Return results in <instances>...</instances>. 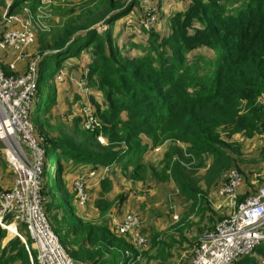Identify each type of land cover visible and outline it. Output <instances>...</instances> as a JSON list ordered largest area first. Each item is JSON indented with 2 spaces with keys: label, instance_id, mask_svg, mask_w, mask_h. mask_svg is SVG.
<instances>
[{
  "label": "trees",
  "instance_id": "16d2710c",
  "mask_svg": "<svg viewBox=\"0 0 264 264\" xmlns=\"http://www.w3.org/2000/svg\"><path fill=\"white\" fill-rule=\"evenodd\" d=\"M126 1L54 6L51 12L55 17L48 24L55 30L40 37L35 31L36 41L30 47L38 38L42 57L37 65L40 102L34 106L31 120L46 154L42 192L50 201L46 198L44 208L67 253L83 264H152L151 252L161 241L163 261L179 255L185 250L184 237H179L183 242L177 240L179 232L173 230L166 241L160 233L151 240L148 225H143L144 217L142 232L150 245L139 262L131 261L126 251L134 256L138 252L129 237L117 233L111 222L102 218L123 213L128 201L139 194L145 196L141 193L146 186L155 187L157 194L159 190L168 193L167 184L175 186L181 197L200 210H211L213 196H208L212 187L204 190L195 179L196 171L209 162L213 171L228 172L234 162L229 140L236 135L247 139L264 136V104L260 101L264 96V0H183L184 9L169 17L161 14L163 4L153 0L156 6L152 26L143 29L146 42L136 43L132 36L124 42L128 47H121L117 44L119 35L113 31L116 23L140 4L139 0L123 4ZM38 2L14 0L9 14L23 5H29L35 14ZM3 6L5 0H0V8ZM160 18L167 21L164 30L153 29ZM98 25H107V30L99 34L95 28ZM18 27L1 28L0 36L4 30ZM83 51L89 52L92 59L90 80L105 99L96 111L104 132L82 134L84 146L71 145L64 138L42 137L50 125L44 116L56 100L49 80L54 79V72L64 61L79 58ZM4 53L15 58L12 50ZM1 57L0 67L9 76L6 65L11 60L5 63ZM44 97L51 100L37 116L35 109ZM99 133L105 136L106 146L98 144ZM158 147L162 148L160 161L148 160L147 154ZM52 153L56 169L51 173ZM62 161L73 168L82 167L86 176L111 167L105 179L89 190V205L91 202L93 208V212H87L90 221L77 210L76 195L66 180L71 172L68 174ZM120 184L124 190H120ZM148 195L147 202L143 200L135 210L147 209ZM54 208L66 216L55 220L53 226L48 212ZM5 220L11 222L13 217L8 215ZM3 234L0 227V241ZM9 246L0 254V264H38L36 258L33 263L29 259L28 239L24 243L17 237ZM172 246L179 249L175 252ZM254 253L264 256V242ZM252 254L235 264H258Z\"/></svg>",
  "mask_w": 264,
  "mask_h": 264
},
{
  "label": "rangeland",
  "instance_id": "374dc122",
  "mask_svg": "<svg viewBox=\"0 0 264 264\" xmlns=\"http://www.w3.org/2000/svg\"><path fill=\"white\" fill-rule=\"evenodd\" d=\"M57 1V3H56ZM54 5L48 9V16L44 17L43 24L38 22L33 23V27L35 31H39L38 37L40 34L46 33L50 30H55L52 25L48 24V21L52 20L55 15L52 14L51 10L54 6H67L69 7V2H78V6L86 4L88 2H92L93 4H99L101 0H56ZM84 1H86L84 3ZM140 4L127 16L122 17L116 23V27L114 28V33L119 35V40L117 44L121 47H128L125 46L124 42L128 38H133V41L136 43H145V37L143 29H150L151 28V17H152V10L155 8V3L157 4L158 0H148L146 3H143L142 0H139ZM35 4H37V0H32ZM163 4V8L161 10V14L163 13L167 17L172 16L178 10L182 11L184 9L183 0H159ZM130 0H127L123 4H129ZM14 4V0H5V5L0 8V29L6 26H18L22 20H25L27 17L28 12L32 13L31 8L29 5H23L14 11V14L10 13L9 11ZM40 5V1L38 2ZM38 5V6H39ZM76 6V7H78ZM33 14V13H32ZM167 24L166 20H159V23L153 28L156 30H164ZM107 25H98L95 28L97 29L98 33L101 34L104 30H107ZM19 28V27H18ZM132 41V40H131ZM205 50H203L204 52ZM125 53H127L125 49ZM29 57L24 60L19 66H16L15 70H12L9 66L6 65L7 70L9 72V76L18 77L22 74H25L30 64L35 61L36 59L41 60V54L39 51V42L37 38V43L30 49V53L28 52ZM131 55V54H129ZM2 56V57H1ZM136 56V55H132ZM0 57L4 59V62H7V59L11 61L14 60V57L9 55L8 53L0 52ZM33 58V59H32ZM92 59L90 58V53L83 51L79 58H72L70 60L64 61L62 66L59 68V71L54 72V79L53 77L49 80V86L55 89L56 92V100L52 107L50 108L49 112L44 116L46 119L47 125L49 127H45V132L42 137L49 135L52 138H64L68 143L71 145H82L84 146V140L82 138V134L92 133L94 132L88 131L84 128L87 127V120L90 116L94 115L98 117L96 111L97 108L101 106V103L104 102V96L98 90L95 84H93L90 80L91 76V64ZM3 64V61H1ZM38 65V63H37ZM204 66V65H202ZM55 67V66H54ZM1 68V67H0ZM53 68V66H51ZM2 69V68H1ZM3 70V69H2ZM4 71V70H3ZM20 74V75H18ZM8 76V75H7ZM63 77V79H62ZM62 79V80H61ZM45 88V87H43ZM47 89V88H46ZM45 89V90H46ZM40 93L38 96L37 87L35 92V97L33 101V106L37 105L40 102ZM51 100V97H44V101L39 105L38 109L36 110V115H40V110L43 107L48 105V101ZM262 104H264V96L260 100ZM34 109V107H33ZM125 119L126 116L123 115ZM102 125V132H104V123L103 121H99ZM37 131V130H36ZM86 132V133H85ZM38 135L39 132L37 131ZM96 133V132H95ZM104 139V137H103ZM106 139V138H105ZM43 140V138L41 139ZM105 141V140H104ZM229 144L231 147L229 148V154L234 159L232 169L231 170H238L239 173L243 176V183L240 186L237 192L236 202H230L223 198H218L217 191L221 188L225 181L227 174L231 171L224 170L220 173H217L212 170L211 164L207 162L205 167L200 168L196 171L195 179L198 180L201 187L206 190L209 187H212L211 193L209 194L208 198L213 196L212 200V207L211 210H200L195 204L193 205L191 201L185 200L183 197L179 195V192L176 190L177 188L171 184L166 185L165 193L162 190H159V195L156 192L155 187H144L142 188V195L141 199L137 202L135 198H132L131 201H128L129 209L124 210L123 213L113 216H106L103 220L104 222L110 220V217L117 218L118 220H122L126 214H137L140 219L146 217V221H143V225H148L147 233L151 240L158 234H164L165 240L172 235V231L177 230L179 235L177 240L179 239L180 235H182L185 239L184 246L185 250L181 251L179 255H175L174 257L170 258L169 260L163 261V257L165 255V251L161 248L163 241L159 242L157 249H154L151 252L152 264H188L191 260L192 255L198 248L200 241L206 232H211L214 229L216 223L220 222L222 219L228 217L237 206L243 202V200L248 197L249 195L253 194L255 190L264 183V136L259 137L257 136L254 139H247L244 136L236 135L233 137L232 140H229ZM100 146H106L100 144L99 140H97ZM5 146L0 142V191L3 192L8 189H2L1 184L5 183V186L12 187L13 184V173L8 168L4 158V148ZM94 148V147H93ZM160 151H156V149L150 154H147V159H152L153 162L160 161L161 158V147H158ZM45 151V150H44ZM46 156V154H45ZM46 158V157H45ZM52 170L56 169V156L54 153L50 156ZM64 166L67 168L68 174L71 172L70 178L66 176V180L69 181L75 175L86 177L88 180V184L90 189L93 188V180L90 176H86L84 173V169L82 167L73 168L71 164L68 162L62 161ZM197 162H192V164L188 165L189 169L191 166L195 165ZM70 164V165H69ZM71 167V168H70ZM108 168V173L111 167ZM160 168V165L157 166ZM214 172L211 173L210 169ZM112 172V171H111ZM110 172V173H111ZM227 172V173H226ZM67 174V175H68ZM75 176L72 179V191L73 189V181L77 177ZM92 176V175H91ZM54 181V173L51 176ZM43 181V178H42ZM210 184V186H209ZM123 185L120 184V190H124ZM10 187V188H11ZM89 189V190H90ZM124 192V191H123ZM111 191L109 192V194ZM214 193V194H213ZM108 194V196H109ZM148 195V202L147 209L143 210L139 208L142 205L143 200H146V195ZM164 194L168 195V198L164 199ZM137 196H140L137 195ZM47 200L50 201V197L46 195ZM74 200V198H73ZM48 201V203H49ZM147 202V200H146ZM192 207H195L192 210ZM78 208V207H77ZM76 210V209H75ZM79 213L85 218L88 217L87 212L88 210L93 212L92 204L89 202L85 208V213H83L82 209H77ZM49 213V217L51 223L54 226L55 220H60L62 216H66L62 210H56L55 208L52 209ZM77 216V214H75ZM121 215V216H120ZM68 217V216H67ZM69 221L71 220L70 217ZM151 221V224H150ZM12 222V221H11ZM10 220L6 221L7 224L11 223ZM149 223V224H148ZM112 224V223H111ZM213 228V229H212ZM2 229V228H1ZM3 238L0 241V254L4 252V249L7 250L10 246L9 243L12 241L14 236L11 235L9 230H4ZM22 237L25 238L24 231L22 228L19 230ZM161 235V236H162ZM16 238V237H15ZM183 242V240H182ZM174 246V245H173ZM172 246V247H173ZM179 248L177 246L173 247V251H177ZM6 254V253H5ZM143 254V253H142ZM253 257L258 264L260 261L264 260V256L260 254H256L253 252ZM35 257H37L35 255ZM142 258V256H141ZM137 260L138 262L141 260Z\"/></svg>",
  "mask_w": 264,
  "mask_h": 264
},
{
  "label": "built area",
  "instance_id": "2783aa9c",
  "mask_svg": "<svg viewBox=\"0 0 264 264\" xmlns=\"http://www.w3.org/2000/svg\"><path fill=\"white\" fill-rule=\"evenodd\" d=\"M36 13L28 12L19 28L4 30L0 36V51L12 50L14 60L9 64L12 70L26 60L28 50L36 41L34 22L43 24L56 0H39ZM148 0H142L146 3ZM154 18L151 17L150 21ZM107 27V26H106ZM37 63L33 61L28 71L18 77L7 76L0 68V142L5 146L4 158L14 174L10 190L0 192V227L9 230L14 226L15 237L31 242L37 252L38 264H83L74 260L63 247L59 236L53 230L44 208L45 196L42 192L45 151L36 137L31 120L33 101L37 87ZM63 79V77H62ZM61 79V80H62ZM95 114L90 116L84 128L91 132L100 130L102 125ZM104 137V139H103ZM100 144L106 145L105 136L97 135ZM105 140V141H104ZM156 151H160L159 148ZM108 173V168H105ZM52 173V168H50ZM243 183L238 170H231L218 196L236 202L237 192ZM73 189L80 208H86L90 186L86 177L77 176ZM13 220L6 223L5 217ZM114 230L128 236L138 255L126 251L131 261L139 260L149 248L150 242L142 232V222L137 214H126L120 221L110 217ZM24 228L27 238H22L19 230ZM10 232V231H9ZM264 242V183L246 197L233 212L221 220L211 232H206L194 252L189 264H235L241 258L251 255Z\"/></svg>",
  "mask_w": 264,
  "mask_h": 264
},
{
  "label": "crops",
  "instance_id": "0c3cea01",
  "mask_svg": "<svg viewBox=\"0 0 264 264\" xmlns=\"http://www.w3.org/2000/svg\"><path fill=\"white\" fill-rule=\"evenodd\" d=\"M87 1V0H86ZM86 1H84V3L86 2ZM56 3H57V1H56ZM70 3V2H69ZM75 3H77L78 4V2H75ZM22 22V21H21ZM21 22H20V24H19V27H20V25H21ZM12 61H10V63H11ZM9 63V64H10ZM21 64V63H20ZM17 66H19V64L17 65ZM92 176H90V178L93 180V184H94V186H97V185H99V183L101 182V181H103V179H105V177H106V175H107V173H105V170H103V171H101V172H99V173H92L91 174ZM75 176H77V175H75ZM75 176H73L72 178H71V180H70V185H72V179L75 177ZM1 187H2V189H10V187H11V185H10V187L9 188H7L8 187V182H7V187L5 186V183H3V184H1ZM71 188H72V186H71ZM256 191V190H255ZM218 198H220L219 196H217ZM135 199L137 200V202L141 199V197L140 196H136L135 197ZM82 209V208H81ZM127 209H129V206L126 208V210ZM83 210V209H82ZM83 213H85V209L82 211ZM90 213H91V211H90ZM91 215H89L88 214V217H83V219H85V220H88V221H90L91 220V217H90ZM107 217H108V215H107ZM105 218V217H104ZM104 218H102V220L104 219ZM149 224V223H148ZM150 224H151V221H150ZM23 231H24V234H25V237L27 236V233H26V231L24 230V229H22ZM9 231L11 232V233H15V230H14V228L13 227H9ZM13 236V235H12ZM17 238V237H16ZM16 238H13L12 240H14V239H16ZM22 238H24V237H22ZM21 239V238H20ZM22 240V239H21ZM22 242H23V240H22ZM35 255L37 256V252H36V250L33 248V247H31V251H29V259H30V261L33 263V260H34V258H36L35 257ZM35 264V263H34Z\"/></svg>",
  "mask_w": 264,
  "mask_h": 264
},
{
  "label": "bare ground",
  "instance_id": "6f19581e",
  "mask_svg": "<svg viewBox=\"0 0 264 264\" xmlns=\"http://www.w3.org/2000/svg\"><path fill=\"white\" fill-rule=\"evenodd\" d=\"M11 227H13L14 228V226H11ZM14 230H15V228H14ZM11 233V232H10ZM15 233H16V231H15ZM15 233H11V235H15Z\"/></svg>",
  "mask_w": 264,
  "mask_h": 264
}]
</instances>
